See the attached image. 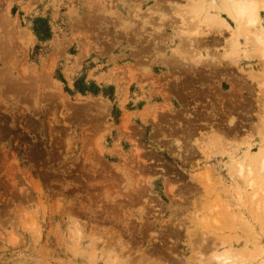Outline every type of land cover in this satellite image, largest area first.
Masks as SVG:
<instances>
[{
    "label": "rangeland",
    "instance_id": "rangeland-1",
    "mask_svg": "<svg viewBox=\"0 0 264 264\" xmlns=\"http://www.w3.org/2000/svg\"><path fill=\"white\" fill-rule=\"evenodd\" d=\"M160 1L0 0V264H209L212 249L261 264L264 217L238 203L230 157L264 152V60L241 39L216 71L174 67ZM210 128L205 159L192 146Z\"/></svg>",
    "mask_w": 264,
    "mask_h": 264
},
{
    "label": "bare ground",
    "instance_id": "bare-ground-1",
    "mask_svg": "<svg viewBox=\"0 0 264 264\" xmlns=\"http://www.w3.org/2000/svg\"><path fill=\"white\" fill-rule=\"evenodd\" d=\"M221 1L223 11L226 13L227 18L236 26L233 32L230 31L227 23L222 17L215 14L220 10L216 0H200L197 2H192L190 0H166V3L163 1V5L160 4L162 1L159 2L160 6H157L162 8V12L166 13L167 17L165 21L172 27L174 35L180 43L179 51L176 57H174L175 60H173L174 67L190 71H200L201 69L206 71H212L214 69L213 71H216L219 60L237 58L242 46L240 42L241 39L244 40V45L246 47L249 46L251 48L250 53H248L246 49L243 50L244 57L247 58L249 54H251L254 58L264 60V28L260 24V11L262 9L264 10V0ZM211 33H216L221 37L225 33L228 34V37H226V39L224 38L221 44L219 43L222 45V49H211L212 45L205 40ZM251 89L253 103L258 108L259 112L261 110L264 111V75H255V86ZM218 136L211 128L207 132H199L198 137L193 141L192 147L198 154L207 159L211 157L215 151L221 150L218 149L221 145L220 143V145L215 143L218 147H215L213 143L220 139ZM235 136L238 137L237 135ZM248 137L249 138H247L245 134L244 137L242 136L236 139L234 137L232 139L238 140V146L242 148L244 146L249 147L250 138L252 139V137ZM228 141L229 139L227 142ZM230 163L232 169L231 175L233 176L232 180H234L237 186H240L236 198L238 203L243 204L246 194H249L247 198L248 201L245 199L247 201L246 204L249 202L251 209L253 208L257 215L260 213L264 217V152L256 159L243 162H240L236 154H233L230 157ZM209 176H206L207 180H209ZM236 218L238 219V216ZM221 219V217H219V219L212 218L211 220L201 218L197 219L196 223L205 228L204 230H207L206 228L212 225L222 224L223 220ZM257 219H259V216ZM225 222H228V220L226 219V221H224V226L227 224ZM73 225H75V223ZM78 227L79 225L74 228L76 229L77 236H80ZM214 246L213 244L212 247ZM212 251L211 253L207 251L210 254L205 255V257L208 255V258H206L209 264H250V261L244 256L246 251L236 257H233L230 252L217 254L214 249H212ZM255 251L249 253L253 254ZM260 251V254L264 255V250L260 249ZM203 261H205V259ZM261 264H264V257L261 259Z\"/></svg>",
    "mask_w": 264,
    "mask_h": 264
}]
</instances>
